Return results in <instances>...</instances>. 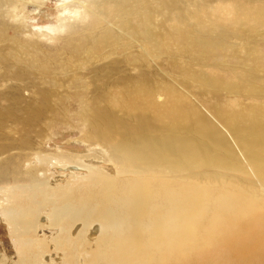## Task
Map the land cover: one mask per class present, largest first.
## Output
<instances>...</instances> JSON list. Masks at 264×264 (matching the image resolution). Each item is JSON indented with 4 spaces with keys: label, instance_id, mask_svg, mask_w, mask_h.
<instances>
[{
    "label": "bare ground",
    "instance_id": "bare-ground-1",
    "mask_svg": "<svg viewBox=\"0 0 264 264\" xmlns=\"http://www.w3.org/2000/svg\"><path fill=\"white\" fill-rule=\"evenodd\" d=\"M23 1L30 5H36L40 0H0V43L5 44L0 47V52L3 53L7 50L8 45H12L11 57H18L22 51L26 50L31 52L36 62L41 65L45 62L43 57L46 60L48 56L42 53L40 46L22 42L19 39L12 43L11 30H17L20 27H12L5 21V18L11 19L16 16L17 21L25 22V17H19V10L26 5ZM191 3L186 1L184 11L182 10L181 13L171 12L167 17L168 21L174 22L180 27L191 29L192 23L188 19L191 12L195 10L194 19L205 18L207 21L214 19L215 23L212 24L218 30H226L228 23L232 26L234 23L237 27L247 26L253 32L254 40L260 34L259 27L264 28V0H253L252 2L229 0L222 3L221 6L219 5L217 10H214L215 8L203 9V6L192 8ZM87 4L89 5L86 6V10L90 17L98 16L102 23L114 22V28L101 26L102 23L98 22L94 27L100 26L101 29H107L102 30L101 33H94L96 30L94 31L95 28H93V33L88 34V37L83 36L87 43L86 46H93L94 48L96 45H110L109 41L112 40L113 44L111 45L119 47L123 43V35L128 34L144 45L147 49L145 50L146 53L157 57V51L166 42V36L172 39L170 34L156 37L157 28L153 23L151 14L160 15L162 12L156 7L150 8L146 0H89ZM39 5L42 7V3ZM219 9L220 12L224 11L227 15L233 14V23L230 20L225 22L222 19L220 24L216 25L217 20L222 18V16H220L221 18L218 17L217 11ZM188 31L195 33L191 30ZM248 37L249 41H252V37ZM79 42L81 43V41ZM253 42H248L246 45V41H243L244 45L241 46V52H244L245 56L248 57L244 59L257 70V66L251 63V58L257 54L254 49H250ZM203 46L204 48L211 47L207 44ZM93 48L88 51L82 45L80 49L86 50L84 54L95 55V48ZM70 49L66 53H71ZM100 49L99 51L102 50ZM205 51H207L206 48ZM205 51L202 53L204 57L208 54ZM41 54L43 57L40 56ZM76 58L78 59V57ZM82 58L81 64H84L86 59L85 57ZM76 60H70L69 64L76 63ZM197 61L198 63L202 62L200 59ZM250 78L255 79L253 73H250ZM241 81V85L228 84L225 89L231 95L256 98L257 96H264L260 93L264 89L248 80L245 75ZM205 85L215 90H221V87L214 85L213 82H205ZM150 89L147 86L139 89V91H144L141 103L126 104L127 111H142L139 121L132 126L127 127L126 123L123 124L118 118H113L114 115H109L100 108L91 111L93 120L90 119L89 122H92V133L86 132L82 142H86L90 147H102L108 152L112 163L116 166L115 171L118 179L106 175L102 178L101 175L104 174L95 169L91 170L92 175H89L82 182L69 183L65 189H52L50 185L38 177L36 170L33 173H37V177H32L31 173L30 183L11 188L14 190L12 194L5 193L21 200V202L9 204L6 208L2 205L0 207L6 223L13 232L15 243L18 244L20 254H17L21 256L19 264H45V260L49 259V257L46 259V254L38 255L41 249H47L46 246H42L43 242L32 238V235L39 232L40 223L44 218L42 213L47 207L51 208L48 215L50 226L58 228V232L61 233L60 238L54 240L56 247L61 250L68 248L71 261L75 264H81L82 249L85 247V237L89 231L91 233L100 232V238L97 241L100 249L98 253L96 251L95 255L92 254L93 264H149L147 257L156 258L158 255L155 257L152 253L160 250L173 253L179 260H171L167 256L163 263L156 262L153 264H264V207L261 199L255 196L254 188L244 185L236 189L233 184L231 186L228 183L232 180L229 181L226 178L224 180L225 183H228L226 187L229 186L225 188L226 190L224 189L217 194L207 191V194L201 196L202 193L199 191L198 185L182 187L177 178L180 182L177 183L178 185L175 182L154 185L153 179L160 176L172 179L174 176L184 174L187 176L192 174L193 177L197 170L208 168L237 169V158L227 138L213 128V125L198 110L184 111V107L179 104L183 98L174 90L175 88L165 87L158 92L154 88ZM158 95L159 97L164 96L162 105L156 103ZM113 108L116 107L113 106ZM254 108L256 109V107ZM252 109L237 104L232 107L234 112H220V120L239 136V145L242 150L256 154L255 157H252L254 176L260 182L264 181V112L259 110L254 113ZM22 110L23 112L26 110L27 113L23 123L30 130L39 121L40 109L35 111L33 109ZM0 112V122H3L10 115L13 117L11 119L17 121L13 114L3 110ZM191 120L195 122L204 121L203 124L205 123L206 129L202 130L204 137L202 140L206 143V148L202 146L203 141L193 137L194 135H191V139L183 137L184 135L177 136L178 127ZM242 122L251 123L253 130L244 129L247 127ZM237 123H242L245 127L238 128ZM158 130L169 131L174 135L170 137L158 136L156 135ZM254 141L256 142L254 143ZM216 150L218 152H215ZM97 151H99L97 153L99 156L103 154L99 149H94V152ZM35 158L41 169L45 164L47 167L50 164L52 166L59 165L58 162L62 161L64 163L76 162V157L72 155L46 156L36 154ZM87 158L91 159L90 156ZM52 161L57 164L51 163ZM83 166L79 165L81 168ZM147 176L151 178L153 184H151L152 182H145L148 181L144 179ZM139 182H143L144 188L139 185L137 188L134 186ZM60 193L63 194V197ZM46 195L51 196L52 199ZM93 206L95 208L92 211L90 207ZM95 222H98V228L95 227L97 226L94 225ZM78 223H81L80 228L82 226V229L79 231L78 239L74 242L70 231ZM15 233L17 236L14 235ZM213 234L216 237L215 244L212 246L219 247L221 250L212 262V255L209 254L212 251L209 249L205 252L204 245L207 247V242ZM208 237L210 239L207 241L206 238ZM189 249L195 250L197 256H190L188 254Z\"/></svg>",
    "mask_w": 264,
    "mask_h": 264
},
{
    "label": "rangeland",
    "instance_id": "rangeland-1",
    "mask_svg": "<svg viewBox=\"0 0 264 264\" xmlns=\"http://www.w3.org/2000/svg\"><path fill=\"white\" fill-rule=\"evenodd\" d=\"M186 1L192 2V8L203 6V9L215 8L214 10H217L219 5L221 6L222 3L229 0H146L150 8L156 7L162 12L160 15L151 14L153 23L157 28L156 37L159 38L163 34H170L173 39H169L164 35L166 36V42L159 47L157 57L146 53L147 51L145 50L147 49L144 45L128 34L123 35V43L119 47H113L111 45L113 44L112 40L109 41L110 45H102L104 49L101 48V45V47L96 45L97 48L94 47L95 49L93 46H86L87 43L83 36L88 37L95 30L96 32L94 33H101L107 29H101L100 26L94 27L98 22L102 23V21L98 16H89L86 10L89 0H40L36 5H30L23 1L26 7L23 6L19 10V17H25L24 23L17 21L16 16L11 19L5 18V21L12 27H20L17 30H11L14 36H12V43L19 39L22 42L37 44L40 46L42 53L46 54L48 58L45 60L41 54L40 56L43 57L45 62L39 65L34 55L26 50L22 51L18 57H11L12 45H8L7 50L3 53L0 52V111L3 110L6 113L13 114L17 120L11 119L13 117L10 115L3 122H0V207L2 205V207L6 208L14 202H21L17 197L13 198L5 193L12 194L14 190L11 188L30 183L31 173L32 177H37V173H33L36 170L38 171V177L50 185L52 189H65L69 183L82 182L89 175H92L91 170L95 169L104 174L101 175L102 178L106 175L118 179L119 177L115 171L116 166L112 163L108 152L102 147H90L89 144L82 142V140L86 132L92 133V122H89V120H93L91 118L93 109L100 108L107 114L114 115L113 118H118L123 124L126 123L127 127L137 123L142 111H127L126 104L141 103L145 90L139 91V89L143 86H147L148 89L154 88L157 92L165 87L175 88L174 90L181 94L183 98V101L179 104L184 107V111L198 110L213 125V128L227 138L237 158V169L208 168L197 170L193 177L192 174L190 176L184 174L174 176L173 180L160 176L153 179L154 185H164L169 182H175V184L181 182L182 187L198 185V189L202 193L201 196L207 194V191L214 194L222 192L229 187H226L228 183L231 186L233 184L236 189L246 185L249 188H254L255 196L261 199L260 201L264 207V181L259 182L254 176L252 157H255L256 154L242 150L239 145V136L220 120V112H234L232 107L237 104L243 105L247 109L253 108L254 113L259 110L264 112L263 90L260 92L263 97L257 96L256 98L231 95L225 89L228 84L241 85V79L244 75L248 80L253 81L264 89V28L259 27L260 34L254 40L253 32L247 26L237 27L233 23L234 15H227L224 11L220 12V9L217 14H219V18H221L220 16L222 18L217 20L216 25H219L222 19L225 22L230 20L234 25L232 26L228 23V28L224 31L218 30L213 25L215 23L214 19H209L208 21L205 18H201V20L194 19L195 10L191 12L188 19L192 23L191 29L169 22L167 19L168 15L171 12L181 13L182 10L184 11ZM245 1L252 2L253 0ZM39 3H42V7H40ZM21 5L23 4L21 3ZM208 15L210 17V12ZM101 26L113 29L114 22H104ZM93 28H95L94 31ZM188 30L195 33H190ZM248 36L252 37V41H249ZM79 41L81 43L83 41V43L81 44ZM243 41H246V45H248V42L252 43L254 41L250 45V49H254L257 54L251 58V63L257 66V70L244 59L248 57L245 56L244 52H241V46L244 45ZM70 44L73 45L71 46ZM205 44L211 45L210 48L205 47L207 51H205L203 46ZM2 45L5 44L0 43V47ZM82 45L86 49L89 47L88 51L93 48L97 55L84 54L86 50L80 49ZM69 49L71 51V53L69 52L70 54L66 53ZM203 51L208 53L207 56L204 57L202 55ZM82 57L86 59L85 65L81 64ZM72 59H77L78 62L76 60V63L69 64ZM199 59L202 60L201 63H198L197 60ZM250 73H253L255 79L252 80L250 78ZM205 82H213L214 85L220 86L221 90L208 87ZM134 92L136 93L134 94ZM130 95L132 96L130 97ZM156 103L162 105L164 96L159 97L158 95ZM113 106L116 108H113ZM22 109H33L34 111L40 109L39 121L30 130L23 123L26 120L27 113L26 110L23 112ZM203 122L191 120L183 125L181 124L178 127V131H176L177 136L184 135L183 137L191 139V135H194L193 137L203 141L202 130L206 129ZM242 123H245L247 128H244L245 125ZM242 123H237L236 126L249 131L252 129L251 123ZM158 131L156 133L158 136L170 137L174 135L171 132L169 133V131ZM202 146L206 148L204 141ZM94 149H99L103 154L99 156L97 154L99 151L94 152ZM3 150L4 152H2ZM215 152H218V150ZM36 154L46 156L72 155L76 157V162L64 163L62 161L58 162L59 165L52 166L50 164L47 167L45 164L42 167L43 169H41L39 162L35 158ZM87 156H90L91 159L89 160ZM51 163L56 162L52 161ZM79 165L84 166L81 168ZM72 167H77L78 169L73 168L75 169L73 170ZM147 177L144 178L148 180L145 182H152L151 184H153L151 178ZM226 178L229 181L232 180V182L225 183L224 180ZM142 184L143 182H139L134 186L137 188L139 185L144 188ZM46 196L52 199L51 196ZM61 197H63V194H61ZM94 208V206L90 207L92 211ZM50 211V207L44 209L42 213L44 218L40 223L39 232L32 235L34 240L43 242L42 246L47 247L46 250L41 249L38 255L46 254V259L49 257L48 260H45V264H75L71 261L68 248L61 250L56 247L55 241L60 238L61 233L58 232V228L50 226V220L48 219ZM225 220L228 221L227 219ZM6 222L0 208V264H19L21 258L19 255L20 250L18 244L15 243L13 232ZM97 224L98 222L94 223V225ZM80 225L81 223H78L70 231L74 242L78 239L79 231L82 229ZM95 227L98 228V225ZM14 235L17 236L16 233ZM215 237L216 235L213 234L211 239L210 237L206 238L207 241L210 240L207 242V247L204 245L206 248L204 249L205 252L209 249L212 251L209 253L212 255V262L221 250L219 247L212 246L215 244ZM99 238L100 232L91 233L89 231L87 233L85 247L82 249L81 264H93L92 254L95 255L96 251L98 253L100 249L99 245H97ZM152 254L155 257L156 255L158 256L156 258L148 256L147 261L149 264L163 263L167 256L171 260H179L169 251L160 250ZM188 254L194 257L197 256L193 249H189ZM25 256L27 257L28 255Z\"/></svg>",
    "mask_w": 264,
    "mask_h": 264
}]
</instances>
